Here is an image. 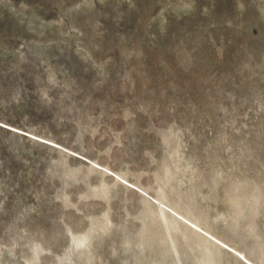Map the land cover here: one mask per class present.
Listing matches in <instances>:
<instances>
[{
  "label": "rangeland",
  "instance_id": "rangeland-1",
  "mask_svg": "<svg viewBox=\"0 0 264 264\" xmlns=\"http://www.w3.org/2000/svg\"><path fill=\"white\" fill-rule=\"evenodd\" d=\"M0 264H264V0H0Z\"/></svg>",
  "mask_w": 264,
  "mask_h": 264
},
{
  "label": "bare ground",
  "instance_id": "bare-ground-1",
  "mask_svg": "<svg viewBox=\"0 0 264 264\" xmlns=\"http://www.w3.org/2000/svg\"><path fill=\"white\" fill-rule=\"evenodd\" d=\"M101 168V167H100ZM100 168H98V167H93V166H91L90 167V169H91V171L92 172H97V173H99L102 177H104V176H107V175H109L111 172V170H108V169H100ZM118 177V176H117ZM120 177H122V176H120ZM119 179V178H118ZM116 182V181H115ZM122 182H124V184H125V182L126 181H122ZM101 185H103V187L101 188V189H93L92 188V190L90 191V193L91 194H99V193H101L102 194V192H101V190L105 187V184H101ZM96 188V187H95ZM104 193H106L105 191H104ZM161 209V208H160ZM162 211V216L164 217H166V210H164V209H162L161 210ZM169 216V215H168ZM171 217H173V216H171ZM176 218V217H175ZM182 218V217H181ZM176 220V219H175ZM179 221V220H178ZM176 222V221H175ZM183 224V223H182ZM185 227H187V226H185Z\"/></svg>",
  "mask_w": 264,
  "mask_h": 264
},
{
  "label": "water",
  "instance_id": "water-1",
  "mask_svg": "<svg viewBox=\"0 0 264 264\" xmlns=\"http://www.w3.org/2000/svg\"><path fill=\"white\" fill-rule=\"evenodd\" d=\"M34 140H36V141H40V140H38V139H36V138H33ZM41 142V141H40Z\"/></svg>",
  "mask_w": 264,
  "mask_h": 264
}]
</instances>
